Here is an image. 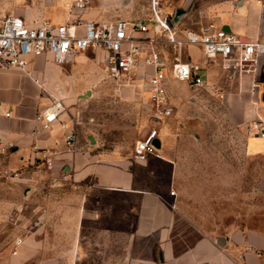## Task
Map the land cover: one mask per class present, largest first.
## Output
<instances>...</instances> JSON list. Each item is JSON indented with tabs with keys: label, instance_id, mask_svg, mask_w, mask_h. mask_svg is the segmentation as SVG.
Instances as JSON below:
<instances>
[{
	"label": "rangeland",
	"instance_id": "obj_1",
	"mask_svg": "<svg viewBox=\"0 0 264 264\" xmlns=\"http://www.w3.org/2000/svg\"><path fill=\"white\" fill-rule=\"evenodd\" d=\"M152 1H98L83 17L132 21L146 17ZM160 1L182 29H199L211 22L204 12L211 0ZM37 5L35 0H0V17H23L21 12L31 14L34 21L65 22L68 17L69 10L61 2L48 8L47 15H41ZM189 54L192 62L207 68L202 72L206 86H169L175 115L161 124L178 164L175 190L192 222L211 234L224 236L246 225L264 229V154L250 156L247 151L258 115L248 82L252 79L224 70L221 59L209 62L197 46L190 47ZM104 57L101 50H88L64 64L65 70L47 65L43 74L49 86L59 82L68 87L63 92L68 110L74 111L85 133L95 135L104 150H117L122 157L133 159L135 144L149 129L145 125L148 108L139 98L113 89L103 71ZM50 61L57 64L52 58ZM144 94L145 102L149 101V93ZM156 159L160 158H152ZM41 164L20 168V177L15 179H0V264H74V248L62 246L58 239L72 238V220L66 222L72 217L66 214L77 205L74 194L79 191L60 184L52 169ZM170 182L169 169L164 168L154 187L171 190ZM18 237L24 243L14 254ZM122 238L126 236L114 233L113 264H118ZM78 253L84 255L81 248ZM110 259V250L105 254L92 249L90 264H110Z\"/></svg>",
	"mask_w": 264,
	"mask_h": 264
},
{
	"label": "crops",
	"instance_id": "obj_2",
	"mask_svg": "<svg viewBox=\"0 0 264 264\" xmlns=\"http://www.w3.org/2000/svg\"><path fill=\"white\" fill-rule=\"evenodd\" d=\"M35 1L38 2V9H42L39 11L41 15L49 14L48 8L60 2L63 5L61 0ZM204 12L209 20L242 37H264V0H211ZM20 14L28 22L34 21L35 17L28 12ZM50 59L49 55L31 58L27 70L0 71V103L3 105L0 135L16 145L9 155L2 157L0 163L19 170L43 164L41 159L46 152H54L52 174L55 180L72 185L79 191L74 194L77 205L66 214L72 217L66 219V222L72 220V238L64 239V236L58 239L62 246L74 248L72 263L79 264L83 260L90 264L92 249H97L105 254L110 250L109 262L113 264V236L120 233L126 239L121 240L116 259L118 264H264L263 228L246 225L227 235L217 236L192 222L179 191L175 190L178 164L172 158L174 153L170 140L164 135L162 123H157L161 140L160 159L152 160L156 156L150 155L146 160H136L134 157H122L117 150H104L95 135L85 133L74 111L68 110L63 94L68 87L59 82L49 86L43 74L45 67L51 65L57 70H65L64 64H53ZM70 76L67 75V78ZM35 78L40 79L47 93L35 82ZM108 80L113 85L112 80ZM248 80L252 84L251 94L258 102V115L264 121V75L256 82L258 87L254 90V81ZM75 89L71 88L70 92ZM120 92L144 101L145 108H148L145 125L149 129L153 127L152 112L149 101L145 102L142 82L125 83ZM49 94L61 97L67 111L50 128L37 130L35 118L50 103ZM5 111H11V116H4ZM61 121L67 124L68 130L74 128L76 132L73 147L66 144L67 130L61 127ZM253 133L254 136L247 141L248 154L262 155L264 136ZM164 168L169 169L171 190L168 186L154 187ZM172 190L174 194H171ZM70 241L72 243L68 244ZM79 248L84 255L78 253Z\"/></svg>",
	"mask_w": 264,
	"mask_h": 264
},
{
	"label": "built area",
	"instance_id": "obj_3",
	"mask_svg": "<svg viewBox=\"0 0 264 264\" xmlns=\"http://www.w3.org/2000/svg\"><path fill=\"white\" fill-rule=\"evenodd\" d=\"M69 10L65 22L40 19L28 22L18 15L0 17V71L4 69L27 70L31 58L49 55L57 64L70 62L81 52L101 50L106 56L103 71L112 80L113 88L120 92L125 83L141 81L149 93V105L153 124L133 150L136 160H146L150 155L161 157L154 139L159 138V125L175 114L169 86L185 84L191 88H202L206 82L202 75L204 65L191 61L189 49L197 46L210 61L221 59L222 68L229 72L249 76L253 90L264 75V37L249 39L211 21L199 29H182L166 13L160 0H153L150 13L140 19L97 20L83 17L95 2L103 0H61ZM75 14V15H74ZM186 56H183L185 55ZM44 92L47 88L39 78L34 79ZM50 103L36 115L37 130L50 128L67 111L64 100L49 94ZM258 103V102H257ZM3 105L0 103V111ZM6 117L11 111L3 112ZM258 119L251 126L257 135L264 136V121ZM66 131L65 141L69 147L76 142L74 128ZM15 143L0 135V161L9 155ZM54 152L48 151L42 161L53 168ZM5 167V168H4ZM20 177L18 170L7 169L0 163V179ZM175 191H171L174 194ZM24 243L21 237L14 240L18 248Z\"/></svg>",
	"mask_w": 264,
	"mask_h": 264
},
{
	"label": "water",
	"instance_id": "obj_4",
	"mask_svg": "<svg viewBox=\"0 0 264 264\" xmlns=\"http://www.w3.org/2000/svg\"><path fill=\"white\" fill-rule=\"evenodd\" d=\"M173 22H176V17L173 18ZM153 142H154V145L156 147V150L158 152H160V149H161V140H160V138H155Z\"/></svg>",
	"mask_w": 264,
	"mask_h": 264
}]
</instances>
